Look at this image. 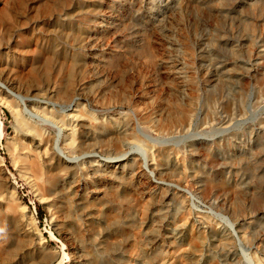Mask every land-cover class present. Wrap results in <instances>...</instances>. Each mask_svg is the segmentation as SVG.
I'll use <instances>...</instances> for the list:
<instances>
[{"label":"rangeland","instance_id":"1","mask_svg":"<svg viewBox=\"0 0 264 264\" xmlns=\"http://www.w3.org/2000/svg\"><path fill=\"white\" fill-rule=\"evenodd\" d=\"M4 90L0 264H264V0H0Z\"/></svg>","mask_w":264,"mask_h":264},{"label":"bare ground","instance_id":"2","mask_svg":"<svg viewBox=\"0 0 264 264\" xmlns=\"http://www.w3.org/2000/svg\"><path fill=\"white\" fill-rule=\"evenodd\" d=\"M67 24V23H66ZM66 24H63V21H61V23L59 24L60 26L58 27L59 28V30H58V36H67V37H70L69 36V34L70 33H72V34H75V32H76V29L77 28H74V27H71V26H69L68 24L66 25ZM56 32V31H55ZM69 33V34H68ZM73 36V35H72ZM73 39V38H72ZM65 50V49H64ZM63 49H62V46H61V44L58 42V38L56 39L55 38V40H50V41H48V50H47V54H48V59H47V67H50L51 66V64H52V62H54L53 61V59H55L56 60V58L57 57H59V59H66L67 58V54L65 53V51H64ZM70 56V55H69ZM67 60V59H66ZM72 60V59H71ZM71 62V61H70ZM55 63V62H54ZM65 63V62H64ZM68 64V63H67ZM70 64V63H69ZM68 64V65H69ZM68 68V67H67ZM58 73V72H57ZM70 78V77H69ZM70 81L71 80H69L68 81V83H70ZM72 88V87H71ZM53 91H55V89L53 90ZM52 92V91H51ZM61 94L63 95V94H67V91L64 89V90H61ZM0 102H3V103H5V104H7V103H11L10 105H12L11 106V109L13 110V113H15V116L17 117L16 119H20V114H19V109H18V107H16L15 106V104L13 103V101H11V96H10V94L7 92V91H1L0 92ZM9 99H10V101H9ZM80 118H82V117H80ZM20 120H22V119H20ZM3 123H1V120H0V125H2ZM113 124H116L115 122L113 123ZM120 124V123H119ZM110 125V124H109ZM124 125V126H123ZM120 124L118 127H116L114 130H113V133H116L118 136H123V137H125V140H126V136H128V133H126V130H125V128H127L126 126H125V124ZM22 126H23V128L26 130V131H28V132H32V125H30L31 127H29V126H26V124L24 123V121L22 120ZM114 126V125H113ZM123 128H122V127ZM105 128V127H104ZM96 130L98 131V132H100V133H103L104 134V130H102V126L99 124L98 126H97V128H96ZM95 130V131H96ZM110 130V129H109ZM34 132H36V131H34ZM34 134V133H33ZM2 135V129H0V136ZM38 135V133L36 134V136ZM42 135H43V133H42ZM43 137V136H42ZM128 138V137H127ZM86 139H88V137L85 135L84 137H82V142L84 141V140H86ZM121 138H119V140H120ZM32 142H34V140H32ZM41 142V141H40ZM50 148V147H49ZM91 148H86V150H88L89 152L91 151H93L94 152V150L95 149H93V150H90ZM87 152V151H86ZM45 153H46V150H45ZM88 153V152H87ZM48 154V153H47ZM46 154V155H47ZM51 155V154H50ZM49 156V155H48ZM120 158V157H119ZM66 168V167H65ZM63 170V169H62ZM62 172V171H61ZM3 188V185H2V187H1V185H0V191H2V190H4V189H2ZM18 249H17V247H15V246H13V248L12 249H10V251H9V254H10V259L12 260L14 257H15V254H17L15 251H17ZM20 253V252H19ZM16 259V258H15ZM15 261V260H14ZM14 263V262H13Z\"/></svg>","mask_w":264,"mask_h":264}]
</instances>
